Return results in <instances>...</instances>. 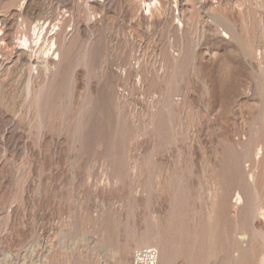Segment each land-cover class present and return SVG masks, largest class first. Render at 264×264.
<instances>
[{"label": "rangeland", "instance_id": "obj_1", "mask_svg": "<svg viewBox=\"0 0 264 264\" xmlns=\"http://www.w3.org/2000/svg\"><path fill=\"white\" fill-rule=\"evenodd\" d=\"M166 242L264 264V0H0V264Z\"/></svg>", "mask_w": 264, "mask_h": 264}, {"label": "bare ground", "instance_id": "obj_2", "mask_svg": "<svg viewBox=\"0 0 264 264\" xmlns=\"http://www.w3.org/2000/svg\"><path fill=\"white\" fill-rule=\"evenodd\" d=\"M154 2V1H153ZM149 3V2H148ZM175 5V4H174ZM94 16V15H93ZM42 21V20H41ZM42 25V24H41ZM42 33V32H41ZM40 35V34H39ZM228 36V35H227ZM21 42V41H20ZM24 43V42H23ZM29 44V43H28ZM37 51V50H36ZM49 51V50H48ZM260 57V56H259ZM107 60V59H106ZM118 62V61H117ZM5 63V62H4ZM27 64V63H26ZM36 71V70H35ZM39 79V78H38ZM202 86V85H201ZM99 148V147H98ZM167 168V167H166ZM200 182V181H199ZM156 186V185H155ZM162 189V188H161ZM234 211V210H233ZM212 219V218H211ZM213 221V219H212ZM211 221V222H212ZM216 222V221H215ZM226 229V228H225ZM227 232V231H226ZM227 235V234H226ZM243 237V236H242ZM197 244V243H196ZM215 246V245H214ZM213 247V246H212ZM201 246L197 245L199 251ZM222 249V248H221ZM174 248L170 242L161 244L156 250H139L133 257V264H171ZM201 251H203L201 249ZM195 260V259H194Z\"/></svg>", "mask_w": 264, "mask_h": 264}]
</instances>
